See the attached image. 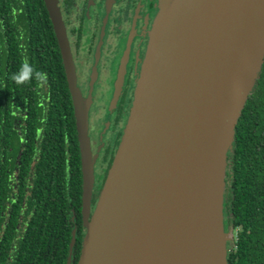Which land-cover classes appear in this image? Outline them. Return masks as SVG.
I'll use <instances>...</instances> for the list:
<instances>
[{"label": "water", "instance_id": "obj_1", "mask_svg": "<svg viewBox=\"0 0 264 264\" xmlns=\"http://www.w3.org/2000/svg\"><path fill=\"white\" fill-rule=\"evenodd\" d=\"M72 98L87 228L78 264H228L229 153L264 64V0H161L124 133L88 220L91 101L57 0H44ZM76 240L73 230L70 259Z\"/></svg>", "mask_w": 264, "mask_h": 264}, {"label": "trees", "instance_id": "obj_2", "mask_svg": "<svg viewBox=\"0 0 264 264\" xmlns=\"http://www.w3.org/2000/svg\"><path fill=\"white\" fill-rule=\"evenodd\" d=\"M25 58L47 79L15 83ZM82 188L74 102L45 1L0 0V243L25 211L24 251L64 264ZM224 216L228 264H264V64L229 153ZM80 244L78 230L75 260Z\"/></svg>", "mask_w": 264, "mask_h": 264}, {"label": "flooded vegetation", "instance_id": "obj_3", "mask_svg": "<svg viewBox=\"0 0 264 264\" xmlns=\"http://www.w3.org/2000/svg\"><path fill=\"white\" fill-rule=\"evenodd\" d=\"M57 3L78 85L83 97L91 101L88 134L95 181L87 216L90 220L124 133L161 0H57ZM24 212L15 221L14 237L9 238L11 242L6 245L0 243V248L5 249L3 264H60L52 260L40 261L39 250L34 253L24 251V245L20 244L25 239L22 234L26 224ZM85 217L84 208H81V221L74 227V246L78 230L81 232L79 257L77 260L73 258V246L70 259L69 246L64 264L79 262L87 231ZM3 232L0 230V233Z\"/></svg>", "mask_w": 264, "mask_h": 264}, {"label": "clouds", "instance_id": "obj_4", "mask_svg": "<svg viewBox=\"0 0 264 264\" xmlns=\"http://www.w3.org/2000/svg\"><path fill=\"white\" fill-rule=\"evenodd\" d=\"M17 84H25L30 82L33 78L37 81L46 80L47 74L36 70L25 58L21 62V67L17 73L11 77Z\"/></svg>", "mask_w": 264, "mask_h": 264}, {"label": "rangeland", "instance_id": "obj_5", "mask_svg": "<svg viewBox=\"0 0 264 264\" xmlns=\"http://www.w3.org/2000/svg\"><path fill=\"white\" fill-rule=\"evenodd\" d=\"M103 101V100H102Z\"/></svg>", "mask_w": 264, "mask_h": 264}]
</instances>
